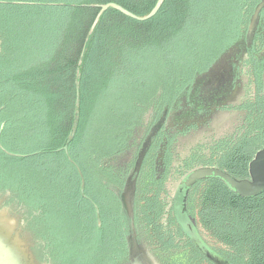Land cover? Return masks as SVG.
I'll list each match as a JSON object with an SVG mask.
<instances>
[{
	"label": "trees",
	"instance_id": "trees-1",
	"mask_svg": "<svg viewBox=\"0 0 264 264\" xmlns=\"http://www.w3.org/2000/svg\"><path fill=\"white\" fill-rule=\"evenodd\" d=\"M157 1L0 0V199L25 221L41 262L119 264L124 233L116 198L127 210L124 190L105 183L107 158L125 147L144 108L158 98L174 99L189 85L195 109H214L192 97L195 83L238 45L228 96L237 56L247 60V49L258 43L264 9L251 40L248 30L262 0H165L147 22L110 9L94 25L98 6L115 3L145 17ZM217 20L225 28L210 48L208 30ZM263 52L264 46L261 57ZM92 89L95 101H117L109 111L117 122L86 151L83 126ZM249 121L250 137L234 148V169L226 171L238 180L264 150V100L250 109ZM201 201L198 222L225 247L224 257L218 256L227 264H264V194L243 199L214 181ZM74 252L86 260L70 259Z\"/></svg>",
	"mask_w": 264,
	"mask_h": 264
},
{
	"label": "flooded vegetation",
	"instance_id": "flooded-vegetation-1",
	"mask_svg": "<svg viewBox=\"0 0 264 264\" xmlns=\"http://www.w3.org/2000/svg\"><path fill=\"white\" fill-rule=\"evenodd\" d=\"M261 20L257 45L247 49V60L237 56L240 65L234 70L229 95L225 96V83L227 91L222 90L221 98H216V103L223 105L195 109L189 103V85L174 99L158 98L144 108L146 111L128 135L125 147L107 158L111 159L105 167L109 175L105 176V183L121 190H125L130 179L135 184L132 217L128 210H122L121 201L116 198L121 206L117 220L122 217L119 220L124 233L117 245V263L128 262L133 249L138 261L146 264H216L197 242L225 262L221 258L225 247L210 235V227L198 222L204 209L203 192L212 182L221 180H199L186 195L180 192V184L200 168L223 172L234 169L232 151L250 137V109L264 100L263 15ZM217 58L198 72L207 71ZM218 78L226 82V76ZM184 97L187 105L183 104ZM219 111L232 115L231 129L213 126L214 115ZM154 129L155 136L149 141ZM115 155L118 158L111 161ZM246 179L249 175L243 178ZM148 189L152 193H146Z\"/></svg>",
	"mask_w": 264,
	"mask_h": 264
},
{
	"label": "water",
	"instance_id": "water-1",
	"mask_svg": "<svg viewBox=\"0 0 264 264\" xmlns=\"http://www.w3.org/2000/svg\"><path fill=\"white\" fill-rule=\"evenodd\" d=\"M165 0H158L151 13L145 17H139L133 13L127 11L123 7L115 3H108L98 6L100 13L94 25L98 22L100 16L110 9H114L123 15L136 20L138 22H147L157 16L161 10ZM264 9V0L256 7L254 14L252 15L249 30L248 39L253 37L257 25L259 23L260 14ZM238 49V45L232 47L227 55L222 57L209 72L200 77L194 85V91L192 97L197 98L201 107L214 108L217 105L223 104V102L216 103V98L219 99L222 96V90H226L229 87L232 79L231 64L234 61V52ZM223 78L226 76V82L217 79L218 76ZM219 81V82H217ZM225 83L227 86L225 87ZM198 95V97H197ZM197 102V101H196ZM198 102V103H199ZM78 127V120L74 124L73 132L69 138L68 144L75 137ZM154 129L149 141L155 135ZM68 151V145L64 148ZM215 178L221 180L233 193L236 195L251 199L264 194V150L258 152L250 163L249 166V179L238 180L231 175L227 174L216 168H200L193 171L181 184L180 192L185 195L188 190L199 180ZM84 187V185H83ZM84 192V189L82 190ZM135 192V184L131 179L128 181L124 190V205L126 210L131 214L132 202ZM6 198L0 199V264H47L39 261L35 253V240L33 235L26 229L25 221L23 218L12 212L9 207L4 206ZM13 236L15 238H13ZM21 241H23L27 247L28 254H26L22 248ZM199 247L205 252V254L216 264H227L221 261L215 255H212L208 249H204L200 242H197ZM137 256L131 255L130 261L127 264H146L138 261Z\"/></svg>",
	"mask_w": 264,
	"mask_h": 264
},
{
	"label": "rangeland",
	"instance_id": "rangeland-1",
	"mask_svg": "<svg viewBox=\"0 0 264 264\" xmlns=\"http://www.w3.org/2000/svg\"><path fill=\"white\" fill-rule=\"evenodd\" d=\"M220 23L223 22H218V20L217 22H213L210 26V30H208V36H210L208 45L210 48H213L214 42L217 41L216 34H218L219 29L225 28L222 27L224 24ZM95 86H97V84ZM92 92L93 95H91V101L88 103V115L83 126V146L85 145L83 149L86 151L97 144V139L99 140L98 142H102V136L105 132L104 128L108 124L116 125L117 122V118L114 117L111 112H109L111 109L117 107V101L110 100L109 96H107V101L102 100V98L100 97H97L95 101L96 96L94 97V95L95 93L97 95V89H92ZM115 110L117 111V109H114V111ZM231 118L233 117L230 113H226L223 111L216 112V114L214 115L213 126L216 127L217 125L219 129H231L234 126V122ZM103 149H105V147ZM111 204L115 205L113 201H111ZM13 238L15 237L13 236ZM21 244L24 252L28 254L25 243L21 241ZM70 259H79L81 261L86 260L82 255H78V252L72 253L70 255Z\"/></svg>",
	"mask_w": 264,
	"mask_h": 264
}]
</instances>
